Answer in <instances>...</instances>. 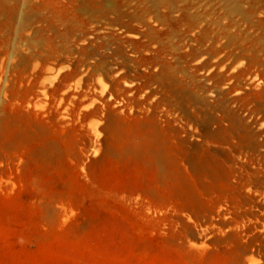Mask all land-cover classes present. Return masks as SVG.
I'll use <instances>...</instances> for the list:
<instances>
[{"label":"rangeland","instance_id":"obj_1","mask_svg":"<svg viewBox=\"0 0 264 264\" xmlns=\"http://www.w3.org/2000/svg\"><path fill=\"white\" fill-rule=\"evenodd\" d=\"M165 1L161 41L127 49L143 80L159 56L177 71L153 95L104 49L124 0H11L39 14L0 20V264H264V0ZM53 10L68 18L55 31ZM95 28L106 39L83 43ZM41 37L83 47L58 67L62 102L3 89L6 56Z\"/></svg>","mask_w":264,"mask_h":264},{"label":"bare ground","instance_id":"obj_2","mask_svg":"<svg viewBox=\"0 0 264 264\" xmlns=\"http://www.w3.org/2000/svg\"><path fill=\"white\" fill-rule=\"evenodd\" d=\"M10 3L11 0H0V20L1 22L3 21L5 23L7 28L9 27L7 24H10L15 16L20 17L23 22L28 23L31 20L34 21L36 15L39 14L38 10H35L29 4L27 5V9L25 11H21L20 9L18 10L17 8L12 7ZM36 3L42 5V8L47 7V3L45 2V0H43V3ZM132 3H136L137 13H135L134 15L127 13V8L129 5L132 6ZM151 4L158 7L160 5L162 6V4H167V2L165 0H124V5L122 7H119V10L116 9V11L112 12L118 18L112 19L110 23L107 24L106 28L103 29H105L107 32L106 37L109 38V42L105 45L104 49L108 50L109 53L118 61L119 67L124 71L123 78L126 79L132 76L135 81L141 84V87L136 88V90L142 91L144 89H148L149 91L151 90L153 95H155L160 93V88L164 89L169 82L173 81L172 79H174V77L177 75V71L175 70V68L169 65V62L165 57L159 56L158 65L160 66V74H156L157 77L146 81L145 79L143 80V75L138 73L139 66L136 59L127 55V49H132L133 53L139 54L142 50H150L152 45L151 43L161 41V38L157 35V31L161 25L167 23L169 16H167L166 13L163 14L162 12L157 13L155 16H152L153 5ZM66 20H68V18H66L64 15H61V13H59L58 11L53 10L51 12V18L44 19V21L42 22H46L47 28L55 31L60 23L62 24ZM191 27L196 28L195 26ZM38 28L39 27H34L33 31H36ZM84 34H86V37L89 38H85L82 41L83 43L88 42L89 44H93L94 42H97L99 40L106 39L104 38V36L99 34L97 28H95L93 32H87ZM57 36L59 37V35ZM60 37L63 39L66 38V36L64 35H61ZM137 37H147L148 41L141 48H137L135 41ZM38 41V46H31L27 51H22L20 53H11L6 56L2 63L5 69V73L2 75V80L4 81L3 89L6 90V88L14 87L16 84H23L26 86L27 92L39 101L41 100L43 102V100L41 99L43 96L52 94L56 99H61L60 102H62V100H65L66 98L68 99V97L71 95L70 92L72 91V85L70 86L69 81L67 80V75L62 71H58V67L62 64L70 63L72 57H74L75 54L83 51V47L81 45L77 47H69L67 45L59 46L57 44H52L51 41L44 39L43 37L39 38ZM224 62L225 59H221L213 64L210 60H208L205 63V66L207 67L213 64L214 67H219ZM83 63H85L84 65H88L87 61H83ZM225 67H227L228 70L238 69L233 64H226ZM256 67L257 65H255V63H250L246 67V69H239L235 75L231 76V78L238 80L240 79V76L242 74H247L249 77L253 76L255 74ZM114 72L115 71L112 70L110 76L114 74ZM55 74L56 82L48 84V81H51V78L49 76ZM114 80L115 79H112L111 81ZM81 81L82 80H79L78 82L79 86L83 85ZM87 82L89 81H84L85 84ZM249 85L253 86L252 83H250ZM119 86L122 85L120 84ZM130 87H132V85L127 84V88ZM75 92H78V90ZM110 93H112V90H110ZM116 93H118V91ZM94 96V98H98L97 95ZM113 96H115V94H113ZM74 97L75 96H73V98ZM99 100L102 101V99ZM39 101L36 102V104L40 103ZM107 103L108 104L106 105H109V102ZM258 146L259 144H257L254 149L251 147V152L254 155H258V157H256L257 159L259 157H262V153H260ZM261 152L263 151L261 150ZM246 156L252 157L251 154H249V156L246 154ZM162 159L163 158H161V160Z\"/></svg>","mask_w":264,"mask_h":264}]
</instances>
